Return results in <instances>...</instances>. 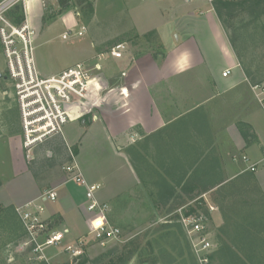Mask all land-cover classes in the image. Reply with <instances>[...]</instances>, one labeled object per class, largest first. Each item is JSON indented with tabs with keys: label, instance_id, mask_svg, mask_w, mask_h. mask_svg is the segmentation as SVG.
I'll list each match as a JSON object with an SVG mask.
<instances>
[{
	"label": "rangeland",
	"instance_id": "1",
	"mask_svg": "<svg viewBox=\"0 0 264 264\" xmlns=\"http://www.w3.org/2000/svg\"><path fill=\"white\" fill-rule=\"evenodd\" d=\"M88 1L92 4V12L87 10L86 2L79 0H26L27 16L34 30V58L43 72L74 64L91 50V43L97 53H108L112 45L123 42L126 49L121 63L107 55L104 58L97 56L102 66L93 74L113 76L108 78L103 96L107 90L119 86L124 90L123 84L132 80L135 74L151 79L165 73L164 64L180 52L191 55L196 63L192 73L186 70L176 74L181 76L178 83L181 91L187 90L184 80L191 81L193 72L214 74L229 62V54L233 64L227 69L231 71L230 78L237 81L235 93L242 91L243 85L252 93V84H264V0H250L245 6H235L221 16L208 0H175L174 3L163 0ZM168 6L174 9L171 13L175 16L161 13V9ZM173 25L180 27L175 33ZM81 27L85 28L83 34L74 33ZM64 33L68 35L66 39L62 38ZM132 64H136L137 70L129 71ZM6 71V59L0 46V73ZM9 83L0 77L1 113L9 111L7 107L15 109L10 104L12 99L1 94L6 88L12 92ZM157 87L156 84V92ZM197 89L201 90V87ZM118 91H115L116 95ZM181 91L177 93L180 94L178 97L169 99L179 101L181 107L173 111L167 109L168 117L172 113L177 116L189 112L195 101L204 98L192 99L187 96L189 92ZM216 99L210 102L211 108ZM160 100L156 96L150 98L151 117ZM103 107L107 106L104 104ZM210 107H201L206 118L212 113ZM126 109L128 107L121 112ZM258 113L264 121L261 108ZM132 114L137 116V113ZM213 114L210 117L214 121L224 115ZM123 116L93 110L80 118L83 128L76 130L75 140L67 138L69 142L65 145L48 139L46 143L35 145L34 157L25 160L41 189L56 188L58 191V186L67 182L63 166L70 162L72 153L88 179L102 182L99 193L110 206V221L121 229L120 239L100 245L88 233L89 227H77L78 230L72 221L66 226L59 216L47 213L54 230L69 229L64 234V244L78 237H83L85 244L77 259L63 250L64 244L34 252L25 243L27 234L22 230L18 215L7 208L14 206L2 204L0 264H201L181 221L182 216L193 213L205 216L204 226L214 244L206 264H220V251L228 249L248 264H264V191L256 187L251 175L243 178L240 175L209 189L206 184L209 179L202 172L197 180L192 179L191 185L189 179L186 180L184 189L189 187L192 192L181 194L183 187H179V183L176 185L179 179L170 177L179 169L173 168L171 162L162 161L165 156L157 155L156 145L144 147L146 131L138 124L122 125ZM229 118L231 123L241 125V116L235 112L229 113ZM76 122L68 121L63 129ZM4 123L0 117V137H4L6 126L8 132L14 130L12 122L5 126ZM115 124H121V129ZM0 149V169L4 168L5 178L11 174L1 185L3 193L0 196L9 200L18 191L31 187L30 178L26 174H15L2 145ZM211 181L215 186L218 178L213 177ZM209 206L216 208L215 214L210 213L213 210Z\"/></svg>",
	"mask_w": 264,
	"mask_h": 264
},
{
	"label": "crops",
	"instance_id": "2",
	"mask_svg": "<svg viewBox=\"0 0 264 264\" xmlns=\"http://www.w3.org/2000/svg\"><path fill=\"white\" fill-rule=\"evenodd\" d=\"M159 1L161 2L162 0ZM163 1H170L172 3L176 2L175 0ZM26 7L27 5L25 4V20L31 28ZM171 12L174 13V9L170 8V6L161 9V13L163 15H169ZM172 13L170 16L176 15ZM210 19L212 21V17ZM176 29H180V27L173 25V33L176 32ZM31 30L33 31V35L34 30L32 28ZM32 35L31 44L33 40ZM90 48L91 50L88 51L80 60L75 61L74 64L84 63L88 67H94L96 63L99 64L97 61V56L98 54L104 52L97 53L93 43H91ZM106 55L111 57L108 53H105L104 57ZM190 56H188L186 53H175L172 58H170L164 64L165 73L157 74L156 77H154V75V78L151 79L146 78L144 75L135 74L132 80L123 84L125 85L124 90H119L120 86L118 89H113L115 91L119 90L118 94L116 95V99L111 100L109 104H105L107 107H103L104 105H102V107H98L96 110L111 116L124 115V119L121 123L122 125H141L140 128L146 131V134L143 135L144 147L149 144L156 145L157 155L159 157L165 156L162 161L169 163L171 162L174 164L173 168L179 169V171L172 173V176L170 177L179 179L176 185L179 183V187H183L182 190H180L181 194H189L192 192L191 188L189 187L184 189V184L186 180L189 179V184L191 185L193 182L192 179L197 180L202 172H204L203 176L209 179L210 183H206L209 184V189H214L221 183L235 179L240 175L241 178L251 175L256 187L264 191V121L259 116L258 112L260 108L255 98L252 96V93L249 91V89L246 88V85L241 87L243 88L242 91L240 90L235 93V89L237 88V85L235 84L237 81L230 78L231 71L227 76L222 75L223 70L227 69V67H231L233 64L230 54L228 58L229 62L224 63L220 67L219 71L214 74L210 72L205 73V75H197V73L193 72L191 81L184 80L185 88L188 87L187 90H189L191 87L196 89L189 91L184 89L181 91L178 86V83L181 80L179 78H181V76L179 77L176 74L186 70H189L188 72L192 73L196 63L194 58ZM124 57H126V55ZM121 59H116L113 61H116V63H121ZM33 61L36 71L44 77L56 75L68 67L74 65L72 63V65L68 64L66 67L62 66L54 69L52 72H43L42 69L40 70L38 67V62L34 58V47ZM101 66L102 64H99V70ZM166 67L168 70H166ZM135 70H137L136 64H132L129 71ZM1 76L5 81L4 73H0V77ZM100 77L101 80H103L102 83L106 86L108 84V78H112L113 76L111 75L107 77L105 75H100ZM156 84L158 86L157 92L155 89ZM200 87L201 90L197 89ZM179 91L189 92V95L187 96L192 99H196L200 96H203L204 98L201 101H195L189 112H186L185 114H179L177 116H175L176 114L172 113V115L168 117L166 115L167 109H172L173 111L174 109L181 107V103L179 101L177 102L175 100V102H173L172 100H169L171 98L178 97V95H180H177ZM112 93L113 91L111 94ZM121 93H124L126 95L125 97L127 98L120 96ZM214 93L215 95H213ZM1 94L12 99L10 104H12L15 109L10 110L11 107H7L10 112H0V117L2 121L5 122L3 125L5 126L7 123L11 124L12 122L14 126V130L12 132L7 131V129H9L8 126H6L7 128H3L4 137H0V145L4 147V151L10 159L11 170L16 172L15 174L18 175H28L31 184V187L18 191L17 195L12 199L6 200L0 196L1 206L2 204H11L14 207H17L30 200L36 199L44 190L39 187L37 178L25 162L26 159L29 160L30 158L34 157L33 149L35 145L43 142L46 143L48 139H55L58 142L67 145L69 142L67 138L75 140L77 136H74V134L76 130L83 128V123L79 121L81 117H73L69 121L76 120L77 122L70 128L65 130L62 129V131L59 133L46 136L42 141L34 144L27 152L22 144L23 131L21 127V116L18 103L12 92H1ZM210 95L213 96L209 97ZM154 96L161 100L158 102V107L156 106L154 115L151 117L150 98ZM215 98H217L214 100L216 103L214 106L211 105V108L209 104L210 102L213 103L212 100ZM167 100H169L168 103ZM124 102L126 103L123 104ZM145 102L146 106L143 105ZM203 106L210 107L209 112H212L211 114H208L207 118L202 112L201 107ZM127 107L128 109L124 110L125 112H121L123 108ZM213 107L216 108V111L213 110ZM89 112L91 111H87L84 115L89 114ZM132 112L135 114L137 113V116L133 115ZM214 112L217 115H224L219 116L218 119L214 121V119L212 120L210 117V115H214ZM231 112H235L237 115L241 116V125L240 123L235 124L234 121L231 123V121L228 120L230 119L229 113ZM199 114L203 115L198 116ZM6 119H8L9 122L6 121ZM121 124L115 125L121 129ZM192 125L194 126L192 127ZM121 141L122 139L117 142L120 143ZM45 149L48 150L47 147ZM142 153L145 152L143 151ZM243 155L248 158L247 162L242 159ZM76 162L78 161L76 160ZM249 165H255V169L251 171L248 168ZM201 167H203V169H201ZM3 169L4 168L0 169V194L3 193V186H1L2 183H5V180H7L8 177H11L10 174L5 178V172ZM80 169L88 181L100 183V180L88 179L81 167ZM208 171L210 172L208 173ZM132 176L133 175L130 174L129 178L131 181L133 179ZM213 177L218 178L217 185L215 186H213L214 183L211 181ZM100 184H102V182ZM101 190L99 192H101ZM57 192L58 198L56 201L48 205L47 213H52L53 215L56 214L59 216L64 225H66L68 221H72L76 228L79 227L82 229L83 227H89L87 218L88 216L84 206L85 200L83 188L71 181H67L62 182V184L58 186ZM98 197L105 201L100 193L98 194ZM4 200L8 202H4ZM212 210L213 211L210 213L216 212L215 207H213ZM79 228L77 229L79 230Z\"/></svg>",
	"mask_w": 264,
	"mask_h": 264
},
{
	"label": "built area",
	"instance_id": "3",
	"mask_svg": "<svg viewBox=\"0 0 264 264\" xmlns=\"http://www.w3.org/2000/svg\"><path fill=\"white\" fill-rule=\"evenodd\" d=\"M25 4L26 0H0V46L7 64L4 78L5 81H10L9 86L12 87V94L19 106L23 131L22 144L28 152L34 144L42 141L46 136L61 132L63 125L73 117H82L87 111L109 104L111 100L116 99V92L113 89L107 90L103 96L106 86L102 83L99 74H93V71L99 70L98 63L94 67L76 63L56 75L48 77L40 75L33 61L31 44L33 31L26 20L15 24L9 17L10 11L16 5H21L24 11ZM84 29L81 27L74 33L80 35ZM67 36L64 33L62 38L66 39ZM125 45L126 43L123 42L112 45L108 54L115 59H120L126 49ZM104 54H98V58H104ZM229 74L230 69L222 72L223 76ZM250 88L258 106L264 112V84L254 83ZM3 92L8 93L9 90L6 88ZM120 96L127 98L125 94ZM70 154V162L64 165L63 169L67 176L66 180L84 190V206L89 223L88 233L100 245H104L111 239H120L121 229L110 221L108 202L98 197L101 184L88 181L74 155ZM242 159L245 162L248 161L245 155ZM248 168L253 171L255 165H249ZM57 198L56 188L44 189L36 199L14 208L27 234L25 243L29 244L34 252H39L47 246L64 244V234L68 232L67 229L54 230L50 217L46 216L48 205ZM204 220L205 216L200 213L185 215L181 218L190 237L192 249L201 264L208 262L214 247L205 229ZM84 244L85 239L78 237L73 242L64 244L63 250L71 258L77 259Z\"/></svg>",
	"mask_w": 264,
	"mask_h": 264
},
{
	"label": "trees",
	"instance_id": "4",
	"mask_svg": "<svg viewBox=\"0 0 264 264\" xmlns=\"http://www.w3.org/2000/svg\"><path fill=\"white\" fill-rule=\"evenodd\" d=\"M250 0H213L212 4L214 5L215 12L218 16L223 15L226 11L230 12L235 6L241 5L245 6ZM79 2H86V7L89 12H92V4L88 0H79ZM10 19L15 24H20L25 20L24 11L21 5H16L9 13ZM173 190V189H172ZM3 207V206H2ZM14 210L15 207H7ZM15 211V210H14ZM23 230V228H22ZM24 232V231H23ZM222 253L221 263L220 264H248L243 261L238 255L234 252H231L229 249L220 251Z\"/></svg>",
	"mask_w": 264,
	"mask_h": 264
}]
</instances>
